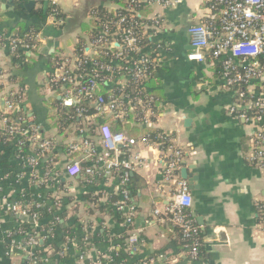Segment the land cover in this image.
Instances as JSON below:
<instances>
[{"label": "crops", "instance_id": "1", "mask_svg": "<svg viewBox=\"0 0 264 264\" xmlns=\"http://www.w3.org/2000/svg\"><path fill=\"white\" fill-rule=\"evenodd\" d=\"M44 1L0 0V32L13 30L19 24L25 28L33 22L38 25L37 44L33 51H25L29 66L12 63V52L0 40V131L2 114L21 111L18 121L22 124L33 123L45 138L55 135L53 110L49 107L54 96L51 77L57 74L55 59L72 54L77 43L88 38L81 25L88 22L89 10L98 6L108 11L120 8L119 0H74L75 7L65 10L56 0H48L47 7L58 6L65 19L47 16L41 20L31 14L43 10ZM168 1L172 3L169 6L156 2L146 5L148 13L141 15L148 26L146 32L153 34H149L148 45L156 50L153 80L148 86L156 101L150 126L169 136L182 152L180 169L185 167L188 174L197 177V188H190V211L200 231L201 262L264 264L260 222L264 168L249 160L261 128L256 120H244L229 112L235 101L234 91L222 86L207 55L204 61L188 59L194 47L187 28L203 20L208 13L207 0ZM13 76L17 78L12 80ZM11 91L19 92L20 105L8 111L6 100ZM71 128L69 138L75 127ZM25 147L28 152L33 149L30 143ZM162 149L151 144L135 149L139 151L140 164L130 180L131 228L115 208L118 201L112 202V196L121 197L114 178L102 172L87 183L83 174L73 179L62 175L61 186L55 191L62 201L59 198L51 209L48 207L46 216L33 223L39 240L35 264H135L145 258L151 264H191L180 249L177 232L167 220L154 215L155 208L163 211L169 205L173 191L172 184L161 177V166L170 155L168 148ZM55 152L62 162V148L57 146ZM44 161L45 158L32 168L16 166L10 157V169L0 167V264H31L27 254L12 249L6 239L7 233H14L25 218L3 204L16 175L19 180L12 182V188L21 186L19 190L34 202L51 204L45 193L55 187H43L37 176ZM86 193L95 200L94 204L87 201ZM67 226L71 236L66 234ZM132 233L137 237L134 244L128 241ZM160 254L167 259L160 258Z\"/></svg>", "mask_w": 264, "mask_h": 264}, {"label": "built area", "instance_id": "2", "mask_svg": "<svg viewBox=\"0 0 264 264\" xmlns=\"http://www.w3.org/2000/svg\"><path fill=\"white\" fill-rule=\"evenodd\" d=\"M153 2L164 6L172 4L168 0H124L127 17L117 13V19L113 24L115 29L111 30L112 26L110 27L106 21L99 23L96 37L86 42L81 53L75 50L72 54L55 59L57 74L51 77L53 86L51 93L57 95L63 107H75L76 116L82 119V125L74 126L73 129L74 132H78V136L73 132L70 138L67 136L66 139H48L39 134L35 125L27 124L21 127L9 123L8 119L1 116L2 131L8 133L11 138H17L15 141L18 149L22 144L28 143L40 149V153L17 150L16 157L22 166L37 168L42 159H48L59 143H64L69 154L82 153V157L67 160L63 164V177L73 179L83 174L88 183L103 170L107 174L119 172L117 186L121 197L115 208L125 215V223L128 226L133 225V207L129 203L130 192L127 187L130 173L140 164L139 151L135 149L139 145L150 144L146 138L137 140L123 131H114L105 119L122 118L128 105L134 109L137 107L141 109L143 116L140 124L150 126L153 123L152 103L155 99L148 93L149 89L144 87L143 83L155 68V48L148 44L138 45L139 33L145 34L148 26L134 19L139 4L150 5ZM207 10L208 13L201 22L191 24L187 28L190 44L194 47V52L189 53L188 59L204 61L207 55L222 86L234 91L235 101L230 105L229 112L241 119H252L259 123L261 133L254 142L249 160L264 168V0H207ZM93 17L99 19L98 16ZM137 26L141 31L136 30ZM0 40L8 38L5 39V35L0 34ZM8 47L10 51L17 49L15 42L9 43ZM110 47L118 48V51L104 61L92 59L94 53H100V49ZM24 49H28V46ZM130 51L136 55H129ZM128 80L138 85L139 90L134 97L120 94L118 97L110 95L106 98L99 93L101 88L111 91L116 87H124ZM81 101L90 107V113L84 114V111H88L87 107L76 106ZM19 105V100L17 102L6 100L8 111ZM96 118L100 121L96 130L98 145L101 146L98 149L97 144L86 137L85 133L87 130L85 127ZM163 139L170 155L161 166V177L165 183L172 184L173 191L169 205L163 211L155 208L154 215H159L160 219H165L180 229L182 237L189 241L185 245L186 258L191 264H199L200 231L190 211L192 196L189 185L180 176L182 152L171 143L166 133ZM155 145L163 150V147ZM88 158L96 159L97 167H84L82 164L87 162ZM56 167L57 164H54L51 172L42 179L50 189H53L61 178ZM18 180L19 175H16L13 181ZM12 182L10 194L3 204L5 209L21 217L30 218L37 224L38 212H29L30 204L26 193L19 190L15 194L16 189L12 188ZM34 203L37 210L45 209L44 203L40 201ZM260 208L264 213V203ZM58 219L59 217H56V220ZM261 226L264 233V221L261 222ZM6 239L12 249L25 252L31 264L37 262L35 248L39 240L33 233H27L25 239H16L9 232ZM128 241L134 244L137 241L136 235L130 234ZM159 257L167 259L164 254H160ZM141 264H151V260Z\"/></svg>", "mask_w": 264, "mask_h": 264}, {"label": "trees", "instance_id": "3", "mask_svg": "<svg viewBox=\"0 0 264 264\" xmlns=\"http://www.w3.org/2000/svg\"><path fill=\"white\" fill-rule=\"evenodd\" d=\"M120 3V8L115 10V11H108L105 7L103 6H98V7H94L91 10H89L88 13V17L89 20L88 22H83L81 25V30L82 32H84L85 34H87V39L86 40H80L77 43V47L76 52L77 53H81L83 51V47L86 46V42L89 39H93L96 37L97 33H98V26L99 23H104L105 21L110 25L111 30L115 29L114 27V23L117 19L116 14L119 13L120 15H125L127 17V11H126V4L122 3L121 0H119ZM145 4H139L136 8L137 14L134 15V19L137 20L140 24L144 23V20H141V15H146L148 13L147 8ZM32 16L38 17L39 19H44L47 16H52L55 17L56 19H61L62 21L65 19V13L58 7V6H48L46 11L44 12L42 9L37 10V11H33ZM94 16H98V20L97 18H94ZM128 19V18H127ZM126 26V25H125ZM37 23L33 22L32 24H30L28 26V28H25L23 24H19L15 29L10 30V31H2L0 32V34H4L5 35V39L6 37L8 38V40H4L5 43H7V45L9 43H16V50L15 51H11L12 52V63H19L22 65H27L29 66L30 64H28V57L25 54L26 49H24L26 46H28V49L33 51V48L36 46L37 41H36V33H37ZM136 30L141 31L140 27H136ZM149 34L150 32H146L145 34H140L138 35V45L140 46H145L147 44H149ZM118 51V48H112L110 47L109 49H100V53H94L92 55V59L93 60H97V61H104L105 58H107L108 56L116 53ZM108 52V54H107ZM129 55L131 56H135L136 54L132 51H130ZM27 63V64H26ZM21 65V66H22ZM154 71V70H153ZM16 76L11 77L12 80L16 79ZM153 80V72H151L150 76L148 78L145 79L143 85L144 87H148L150 85V81ZM139 90L138 85H136V83H134L133 81H129L124 85V87H116L111 91H108L104 88H101V90L99 91V93L101 95H103L104 97H108L110 95H113L114 97H118L120 94H128L130 96H135L136 92ZM148 93L153 96V92L152 94L150 93V91L148 90ZM19 94V92H13L11 91V95L9 96V99H11L13 102H17L19 99L17 97V95ZM155 105H156V101L154 100V102L152 103V108L153 110H155ZM77 107H87L88 111H84V114H88L91 112L90 107L84 103V101H81L79 103L76 104ZM49 107L52 111V118L54 120L55 123V135H50L49 137H47L48 139H55L56 138H66V136L70 135V131L72 130L71 127L73 126H81L82 125V119L81 117H77L76 113H75V107H63L60 103V100L57 99V95H54L51 97L50 99V104ZM6 119H8L9 123H13V124H18L21 127L26 126L27 124H22L21 121H18V118L21 115V111L16 112V113H4L2 114ZM143 116V113L141 112V109L139 107L137 108H131L130 106L126 105V110H125V114L122 118H113V117H107L105 120L107 122L110 123L111 128L114 131H123L125 132L127 135H129L130 137H133L137 140H140L141 138H146L147 142L149 144L155 145L158 144L161 147H165V142H164V133L162 130L158 129L157 127H151V126H146L143 124H140L141 118ZM100 124L99 119H94V121H92L89 125H87L85 128L86 130V137H88L91 141H93L94 143L97 144V149L99 147H101L99 144V138H98V134H97V127ZM29 125H34L33 123H30ZM70 130H69V128ZM77 131L74 132V135H77ZM78 136V135H77ZM17 140V139H16ZM28 144H22L21 148L18 149V147L16 146V141L15 139H10V135L8 133H5L3 131H0V167L2 169H10V157L13 158V160L16 163V166L19 164V161L16 157V151H22V152H28V150H25V146H27ZM59 147L62 148V152L63 154H65L63 161L61 162V159L59 157H57V153L55 152V150L51 153L50 156H48V159L46 161H44V165L41 167V169H39V172L37 173L38 179H44L45 175L48 172H51V169L54 168V164H59L58 168H57V173L59 172V175L62 176V166L63 164L70 159L73 158H81L82 157V153H73V154H69L68 152V147L67 145H58ZM28 148V147H27ZM32 151L36 152V153H40V149L37 146L32 147ZM84 167L86 166H96L97 167V163H96V159L93 158H88L87 162H84L82 164ZM56 172V170H54ZM103 173H105V170H103ZM110 177L114 178L116 181L118 180V176H119V172H111L108 174ZM83 178L86 179V176L83 175ZM82 178V180H84ZM132 176L130 173V180H131ZM61 178L60 180H58V182L56 183V185H54L55 189L54 190H49L48 193H45V198H47L48 202H50L51 204L45 206V209H40L37 210V208L35 207V203L34 200H32V197L26 196L27 200L29 201L28 204H30L29 207V212L30 213H34V212H38V222L41 219V216H46L47 211H48V207H50V209L52 208L51 206L59 200H61V197H59L58 192L56 191V188L61 186ZM46 186V182L43 183V187ZM19 187L15 190V194L18 193L19 191ZM52 187V186H50ZM128 190L130 192V199L132 197V188L130 185V181L128 183ZM118 193H120V191H118ZM48 194V195H47ZM93 197V196H92ZM85 198L87 199V201L91 202V203H95V200H93V198H91L90 195H85ZM50 200V201H49ZM115 200L119 201L120 199H118V196L116 194V197L114 195V197L112 196V202H114ZM36 201V200H35ZM62 201V200H61ZM116 201V202H117ZM53 202V203H52ZM59 202V201H58ZM68 203L65 202V204ZM130 203V201H129ZM63 203V205H65ZM121 220L125 221V215L121 214ZM264 221V213L261 212L260 213V222ZM171 228L173 230H175L177 232L178 235V240H179V246L180 249L182 250V252L184 253V255H186V247L185 245L189 243L188 240L184 239L182 237V233L180 231V229L177 226H174L171 222L168 223ZM128 226V225H127ZM130 227V226H129ZM131 228V227H130ZM66 230V234L71 236L70 230L68 228V226L65 228ZM37 230L34 228V224L33 221L30 218H25L22 222L19 223L18 227L16 228V230L14 231V233H12V236L14 235H18L21 239H25L27 237V233H33L35 236L37 234ZM199 238H200V233H199ZM201 241V238H200ZM202 257V242L200 245V258ZM150 259H141L139 261H136L135 264H141L143 262H149ZM203 261V260H202ZM199 264H208L205 263L204 261L201 262V259H199Z\"/></svg>", "mask_w": 264, "mask_h": 264}, {"label": "water", "instance_id": "4", "mask_svg": "<svg viewBox=\"0 0 264 264\" xmlns=\"http://www.w3.org/2000/svg\"><path fill=\"white\" fill-rule=\"evenodd\" d=\"M47 1L48 0L44 1V6H43L44 12L46 11V8H47ZM24 110H25V107H24ZM188 122L189 121H187V123ZM180 176H181L182 179H185L187 181V183L189 185V188H191V189L197 188L196 187L197 185L194 184V181L197 179V177L188 174L187 173V169L185 167L180 169ZM62 180L64 181V178H62Z\"/></svg>", "mask_w": 264, "mask_h": 264}, {"label": "rangeland", "instance_id": "5", "mask_svg": "<svg viewBox=\"0 0 264 264\" xmlns=\"http://www.w3.org/2000/svg\"><path fill=\"white\" fill-rule=\"evenodd\" d=\"M57 4L60 5V7H62L63 9H69L71 10L72 8H74V0H56ZM78 1V0H77Z\"/></svg>", "mask_w": 264, "mask_h": 264}]
</instances>
